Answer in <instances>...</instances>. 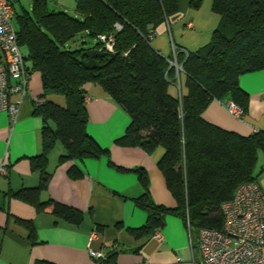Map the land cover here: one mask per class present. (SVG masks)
Returning <instances> with one entry per match:
<instances>
[{
    "label": "trees",
    "instance_id": "16d2710c",
    "mask_svg": "<svg viewBox=\"0 0 264 264\" xmlns=\"http://www.w3.org/2000/svg\"><path fill=\"white\" fill-rule=\"evenodd\" d=\"M202 2L189 0V7L198 9ZM212 10L219 21L210 40L195 50L173 45L170 56L160 54L150 40L160 24H169L177 0H76L78 17L50 10L47 0H33L30 11L14 10L25 67L29 73H40L44 98L35 104V113L44 122L42 152L30 159L44 175L39 186L19 194L33 196L45 185L49 174L43 165L56 142L64 149L61 160L109 155L87 132L84 85L95 83L130 119L115 143L139 146L147 153L163 149L157 166L175 200L173 207L155 203L145 170L135 168L143 186L135 202L147 218L142 226L127 231L137 238L152 235L167 214L183 218L197 232L203 227L221 229V203L232 197L239 184L255 181L264 169L262 165L255 172L258 151L264 152V129L241 135L202 114L211 100L225 98L245 112L248 94L239 86V76L264 69V0H212ZM83 34L95 42L89 47H68ZM102 35L113 38L111 53L116 55L111 60ZM92 48L107 55L95 56L101 67L89 70L79 56ZM173 59L182 70L176 72L170 65ZM50 95L61 96L64 104ZM68 173L78 177L82 170L72 165ZM54 205L55 212L65 217L79 215L65 205ZM34 264L55 263L37 260Z\"/></svg>",
    "mask_w": 264,
    "mask_h": 264
},
{
    "label": "crops",
    "instance_id": "0c3cea01",
    "mask_svg": "<svg viewBox=\"0 0 264 264\" xmlns=\"http://www.w3.org/2000/svg\"><path fill=\"white\" fill-rule=\"evenodd\" d=\"M218 21L212 0H203L198 9H191L189 0H177V12L169 24L159 25L150 44L163 56L173 53V45L195 50L210 40ZM239 86L248 94L242 118H234L227 112L224 103L229 99L226 98L211 100L202 115L217 126L248 135L264 129V69L240 75ZM84 89L87 132L108 149L109 155L61 160L64 149L56 142L47 151L43 165L48 180L33 196L19 193L39 186L44 175L33 168L30 160L42 152L44 122L35 113L36 102L44 99L40 97V73L30 72L27 94L14 122L6 112L0 111V165L5 167L0 173V264H34L37 260L95 264L87 249L93 230L97 238L92 240L91 247L98 249L104 245L115 264H182L192 256L199 262L198 232L177 215H165L163 224L155 229L161 234L160 240L153 234L137 238L127 231L129 227L142 226L147 218V212L135 202L143 192L135 168L145 170L155 203L175 206L157 166L163 149L157 147L147 153L139 146L115 143L125 133L129 117L100 85L87 83ZM50 97L64 104L61 96ZM19 98L18 94L11 97ZM72 165L82 170L80 176L69 175ZM255 181L264 190V169ZM55 203L76 210L79 215L73 218L55 212Z\"/></svg>",
    "mask_w": 264,
    "mask_h": 264
},
{
    "label": "built area",
    "instance_id": "2783aa9c",
    "mask_svg": "<svg viewBox=\"0 0 264 264\" xmlns=\"http://www.w3.org/2000/svg\"><path fill=\"white\" fill-rule=\"evenodd\" d=\"M14 9L11 0H0V111L8 114L14 122L21 101L26 97L30 73L25 67L24 56L17 41V30L13 24ZM119 27V26H117ZM106 52H113L111 36H100ZM176 72L182 70L175 59L170 61ZM14 94L19 100H12ZM227 112L234 118H242L243 109L234 102L224 103ZM5 171L0 165V173ZM223 223L221 229L203 227L198 231L200 261L192 259L182 264H264V190L256 181L239 184L232 197L220 205ZM153 236L160 240L161 234ZM97 238L96 231L88 237L87 249L95 264H115L105 246L91 247ZM193 249L191 243V250Z\"/></svg>",
    "mask_w": 264,
    "mask_h": 264
},
{
    "label": "rangeland",
    "instance_id": "374dc122",
    "mask_svg": "<svg viewBox=\"0 0 264 264\" xmlns=\"http://www.w3.org/2000/svg\"><path fill=\"white\" fill-rule=\"evenodd\" d=\"M13 9L15 12L20 13L23 10L30 11L33 0H11ZM48 8L53 11H61L69 14L73 17H78L75 11L76 0H47ZM13 24L15 27L16 21L13 18ZM94 39L86 35H77L75 39L69 42L67 45L69 48L76 49L78 47H89ZM262 162H264V152L258 151V159L255 167V172L257 173L261 167Z\"/></svg>",
    "mask_w": 264,
    "mask_h": 264
},
{
    "label": "water",
    "instance_id": "95a60500",
    "mask_svg": "<svg viewBox=\"0 0 264 264\" xmlns=\"http://www.w3.org/2000/svg\"><path fill=\"white\" fill-rule=\"evenodd\" d=\"M106 56L107 53L101 49H87L79 56L80 63L89 70L98 69L101 67L99 63L95 60V56ZM116 53H111L109 59L111 60L115 57Z\"/></svg>",
    "mask_w": 264,
    "mask_h": 264
}]
</instances>
